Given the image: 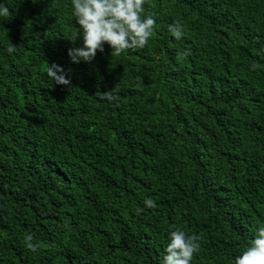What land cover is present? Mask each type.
<instances>
[{
    "label": "trees",
    "instance_id": "16d2710c",
    "mask_svg": "<svg viewBox=\"0 0 264 264\" xmlns=\"http://www.w3.org/2000/svg\"><path fill=\"white\" fill-rule=\"evenodd\" d=\"M5 3L0 264H161L173 227L233 264L264 225V0H145L149 43L89 63L70 0Z\"/></svg>",
    "mask_w": 264,
    "mask_h": 264
},
{
    "label": "clouds",
    "instance_id": "9594fccd",
    "mask_svg": "<svg viewBox=\"0 0 264 264\" xmlns=\"http://www.w3.org/2000/svg\"><path fill=\"white\" fill-rule=\"evenodd\" d=\"M71 15L79 27L80 45L69 48L67 55L73 63L91 62L97 51L103 52L106 43L111 54L125 49H143L150 40L156 25L152 15H145V0H70ZM5 0H0V19L10 16ZM169 31L175 39L183 35L180 24L170 25ZM6 51L11 54L15 45L9 43ZM48 76L55 85H67L65 70L52 63L48 65ZM106 98L113 99L110 93ZM145 208H154L151 198L143 200ZM27 247L34 250L31 243ZM199 237L173 227L168 232V242L161 257V264H191L199 253ZM233 264H264V225L257 227L251 242L244 251L233 257Z\"/></svg>",
    "mask_w": 264,
    "mask_h": 264
}]
</instances>
